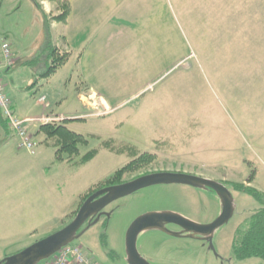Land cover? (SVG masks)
I'll return each mask as SVG.
<instances>
[{"label":"rangeland","instance_id":"obj_1","mask_svg":"<svg viewBox=\"0 0 264 264\" xmlns=\"http://www.w3.org/2000/svg\"><path fill=\"white\" fill-rule=\"evenodd\" d=\"M39 1L48 14H59L54 3ZM77 1L82 6L70 23L49 25L53 45L73 59L43 79L44 57L24 64L42 55L47 44L39 12L31 0H0V80L16 115L71 117L68 128L89 142L72 163L67 155L58 162L54 139L40 128L61 122L28 126L35 154L0 128V262L68 226L82 197L103 189L136 151L156 159L123 181L154 172L193 173L225 185L235 204L233 218L215 232L212 246L149 230L138 238L144 259L264 264L236 259V231L261 206L229 184L249 186L255 170L251 185L264 193V0ZM3 44L9 58L2 55ZM93 93L110 113L92 108ZM106 142L131 150L111 152ZM90 151H97L94 160L75 164ZM106 211L109 218L72 245L99 264H128L126 234L140 216L174 212L205 225L220 216L222 203L210 189L156 185Z\"/></svg>","mask_w":264,"mask_h":264},{"label":"water","instance_id":"obj_2","mask_svg":"<svg viewBox=\"0 0 264 264\" xmlns=\"http://www.w3.org/2000/svg\"><path fill=\"white\" fill-rule=\"evenodd\" d=\"M172 184L214 191L222 203L220 216L206 225L195 223L174 212H151L140 216L132 223L126 234L127 263L151 264L139 253L137 245L139 235L145 231L155 230L178 237L180 234L167 229V224L182 226L186 228V232H192L209 240L212 246L215 232L233 218L235 204L231 192L225 185L217 181L186 173L160 172L97 191L83 203L74 220L68 226L24 251L4 259L0 264H42L59 253L64 247L80 240L94 224H97L102 216L100 213L112 203L148 187ZM96 216L98 219L93 223ZM87 223V227L83 229Z\"/></svg>","mask_w":264,"mask_h":264},{"label":"trees","instance_id":"obj_3","mask_svg":"<svg viewBox=\"0 0 264 264\" xmlns=\"http://www.w3.org/2000/svg\"><path fill=\"white\" fill-rule=\"evenodd\" d=\"M37 11L39 12L43 28L47 32V44L42 55L37 56L31 61L24 62L25 65H36L43 58L42 73L39 77L43 79H50L55 76L58 71L64 67L71 58V53L62 51L59 47L53 45L51 40L50 24L53 22L66 24L72 13V5L68 0H44L54 3L59 11L57 15L48 14L39 0H31ZM41 58V59H40ZM33 87V86H32ZM14 109V107H13ZM67 120L63 124L59 125H44L40 128V132L44 133L49 139H54L53 147L56 148V159L58 162H63V155L68 156L69 163L74 161L80 156V146H87L89 144L85 136L71 131L67 123ZM0 128H2L6 134L10 135L11 130L9 128L8 121L0 111ZM107 149L111 152H121L125 150H131L128 146L125 148H115L112 142L104 143ZM97 156V151H90L85 154L78 162H75L78 166H84L87 163L94 160ZM156 159V154L153 153H139L133 151V159L128 165L118 169L114 175L107 179L105 187L120 185L124 183L123 177L127 174L138 172L147 167L151 162ZM256 178V171L251 172L248 180L249 186L245 183H229L235 191L246 194L252 197L260 208L251 217L250 222L246 228H239L236 231L235 238L233 241V250L236 259L239 261H246L253 258L264 260V193L254 188L251 184ZM104 187V186H103ZM104 187V188H105ZM93 194L88 191V194L84 195L79 204V208L76 211V215L83 205V203ZM104 242V241H103Z\"/></svg>","mask_w":264,"mask_h":264},{"label":"built area","instance_id":"obj_4","mask_svg":"<svg viewBox=\"0 0 264 264\" xmlns=\"http://www.w3.org/2000/svg\"><path fill=\"white\" fill-rule=\"evenodd\" d=\"M2 55L4 58H9L11 56L10 48L8 44H3L1 46ZM90 99L93 101L94 109H97L101 112L106 111L110 113V106L107 105V102L99 97L96 93L90 95ZM46 100L45 97L40 99L41 102ZM0 111L2 112L5 119L8 121L9 128L12 133L18 139V147L22 150H26L31 154H35L37 144L30 134L28 129L29 125L46 122V124L60 123L63 124L65 121L73 118H65L64 116H55V117H43L40 119L35 118H25L22 119L18 117L13 109V103L10 97L7 95L6 87L0 80ZM105 113V114H108ZM45 125V124H43ZM43 264H99L91 254H86L85 250L78 245H68L64 247L59 253L50 258L47 261H44Z\"/></svg>","mask_w":264,"mask_h":264},{"label":"flooded vegetation","instance_id":"obj_5","mask_svg":"<svg viewBox=\"0 0 264 264\" xmlns=\"http://www.w3.org/2000/svg\"><path fill=\"white\" fill-rule=\"evenodd\" d=\"M154 173H160V172H154ZM154 173L145 174V175H142V176H140V177L147 176V175L154 174ZM174 173H186V174H190V175H195V176H196V174H193V173H187V172H174ZM140 177H138V178H140ZM136 179H137V178H136ZM134 180H135V179H134ZM124 183H126V182H124ZM122 184H123V183H122ZM186 186H187V185H186ZM190 187H192V186H190ZM103 189H104V188H103ZM98 191H99V190H98ZM94 193H96V192H94ZM94 193H93V194H94ZM93 194H92V195H93ZM92 195H91V196H92ZM100 214H102V216L100 217V219L98 220V222L101 221L103 217H105V218H109V216H110V212H107V211H106V208H105ZM183 217H185V216H183ZM97 219H98V216H96V217L94 218L93 223H94ZM213 221H214V220H213ZM213 221H212V222H213ZM212 222H209V223H206V224H210V223H212ZM206 224H205V225H206ZM87 225H88V223L83 227V229H85V228L87 227ZM166 228L169 229V230L172 231V232L179 233L180 235L178 236V238H189V239H194V240L202 241L203 246H206L207 244H208L209 246H211L209 240L205 239L204 237H202V236H200V235H196V234H194V233H192V232H186V228H184V227H182V226H179V225H176V224H167V225H166ZM146 232H147V231H146ZM159 232L165 233V232H163V231H159ZM165 234H167V233H165ZM167 235H169V234H167ZM169 236H171V235H169ZM172 237H175V236H172ZM148 262H150L151 264H160V263H162V262L157 261V260H156V261L152 260V261H148Z\"/></svg>","mask_w":264,"mask_h":264},{"label":"crops","instance_id":"obj_6","mask_svg":"<svg viewBox=\"0 0 264 264\" xmlns=\"http://www.w3.org/2000/svg\"><path fill=\"white\" fill-rule=\"evenodd\" d=\"M70 3H71V5H72V13H71V16L72 15H75L76 14V9H77V6H79V7H81L82 6V3H80V2H78L77 0H68ZM86 1H88V0H85L84 2H86ZM76 2H77V4H76ZM84 6H86V5H84ZM71 16H70V18H71ZM70 18H69V20H68V22L66 23V24H68V23H70ZM78 24V23H77ZM68 52V51H67ZM73 57V55H71V58H70V60H69V62L63 67V68H65L67 65H69V63H70V61L73 59L72 58ZM1 59V58H0ZM69 116H72V115H69ZM27 118H33V117H27ZM71 118V117H70ZM43 134V133H42ZM86 252V251H85ZM87 253V252H86ZM88 254V253H87Z\"/></svg>","mask_w":264,"mask_h":264}]
</instances>
